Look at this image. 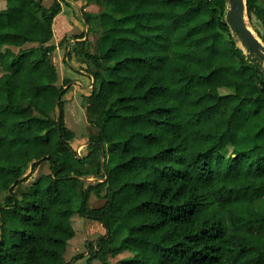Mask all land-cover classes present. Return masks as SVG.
Returning a JSON list of instances; mask_svg holds the SVG:
<instances>
[{
    "label": "trees",
    "instance_id": "obj_1",
    "mask_svg": "<svg viewBox=\"0 0 264 264\" xmlns=\"http://www.w3.org/2000/svg\"><path fill=\"white\" fill-rule=\"evenodd\" d=\"M3 1L0 264H68L74 212L105 229L86 264L122 251L118 264H264V65L226 23L228 0H82L67 57L92 79L85 154L49 43L65 0ZM245 5L264 43V0Z\"/></svg>",
    "mask_w": 264,
    "mask_h": 264
},
{
    "label": "rangeland",
    "instance_id": "obj_2",
    "mask_svg": "<svg viewBox=\"0 0 264 264\" xmlns=\"http://www.w3.org/2000/svg\"><path fill=\"white\" fill-rule=\"evenodd\" d=\"M52 2L53 0H42L45 6H49ZM82 3V0H65L61 2V11L54 17V33L49 41V43L57 45L52 53V62L55 64L58 71V85L63 86L64 89L61 96L63 100L64 123L74 132V137L70 140V144L79 154L86 153L88 137L90 133L96 130L88 121L84 105V96L88 94L91 89L92 79L86 71L80 68L75 56L67 57V51H70L69 43L72 42L71 36L80 33L82 29H86L79 11V7ZM4 6V1L0 0V8ZM85 9L98 11V6L94 3H90L85 6ZM62 37H66L67 40L59 45L58 43ZM95 37L96 34L93 35L92 39ZM239 44L242 46L244 52H246L247 49L240 41ZM47 171V162L41 163L36 168L35 172L24 181L22 187H26L37 175ZM29 172L30 168L27 169L26 174ZM104 201L105 199L103 197L98 196L91 190L87 197V206L97 207L102 205ZM79 203L80 201L74 198V208H77ZM71 224L75 233L67 242L63 258L68 264H86L90 253V245L88 244H96L97 238L105 232V229L98 220L88 216H80L77 212L71 215ZM124 233L125 229L121 228L117 232V237H121ZM128 255H130L129 252L122 251L114 257L110 256L109 261L111 264H118V259ZM89 264H103V262L98 258H94Z\"/></svg>",
    "mask_w": 264,
    "mask_h": 264
},
{
    "label": "water",
    "instance_id": "obj_3",
    "mask_svg": "<svg viewBox=\"0 0 264 264\" xmlns=\"http://www.w3.org/2000/svg\"><path fill=\"white\" fill-rule=\"evenodd\" d=\"M226 23L236 32L237 40L247 49L249 61H259L264 65V43L249 26L246 16L245 0H228L225 14ZM58 118L60 117L59 99H57Z\"/></svg>",
    "mask_w": 264,
    "mask_h": 264
}]
</instances>
